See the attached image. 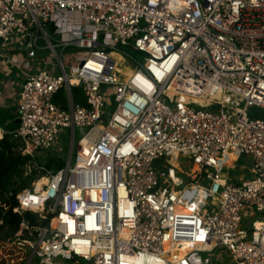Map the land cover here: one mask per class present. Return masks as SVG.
<instances>
[{"label":"built area","instance_id":"built-area-1","mask_svg":"<svg viewBox=\"0 0 264 264\" xmlns=\"http://www.w3.org/2000/svg\"><path fill=\"white\" fill-rule=\"evenodd\" d=\"M0 61L23 264H264V0H0Z\"/></svg>","mask_w":264,"mask_h":264},{"label":"trees","instance_id":"trees-1","mask_svg":"<svg viewBox=\"0 0 264 264\" xmlns=\"http://www.w3.org/2000/svg\"><path fill=\"white\" fill-rule=\"evenodd\" d=\"M74 100L76 103L84 105L83 95L80 89L73 88ZM61 99V93L55 96V101ZM13 120V116L8 110L0 109V125L3 126L7 121ZM11 123L7 126L9 130L14 128ZM13 143L7 136L0 140V234L4 228H7V241L0 243V264H23L27 254L18 250L13 246L8 245L12 235L16 231L20 217L13 212L17 206L15 195L25 189L28 182H32L37 175V172L32 170L26 176L23 174L26 171V165L29 158L20 156L12 151ZM61 159H49L44 164L48 170L57 171L63 167ZM21 182L20 186H16L17 182ZM12 193V196H9ZM27 217H32L27 214ZM12 253V254H10Z\"/></svg>","mask_w":264,"mask_h":264},{"label":"rangeland","instance_id":"rangeland-1","mask_svg":"<svg viewBox=\"0 0 264 264\" xmlns=\"http://www.w3.org/2000/svg\"><path fill=\"white\" fill-rule=\"evenodd\" d=\"M126 50V49H125ZM129 53H132L131 51H129ZM133 56L135 57L136 60L140 61L142 60V56L133 53ZM123 67H128L127 70H125V72H127L129 69H133V68L129 65V63L124 62L123 65L120 67L121 69H123ZM113 108H110V110H112ZM247 115L250 119H259V120H264V111L260 110V109H249L247 112ZM70 130L66 129L63 130L62 132H60L59 135V141L55 143L54 148H53V152L56 155H60L62 154L63 157L67 158L68 156V151H69V138H70ZM80 138V133L79 130L75 131V136H74V145H76L78 139ZM74 155H75V147L73 149V153H72V159H71V163H73L74 160ZM53 159L57 160L58 157L53 156ZM244 166L246 169L244 170V168L242 167ZM249 168H250V163L249 161L242 157L240 158V160H237L236 162L231 163V168L229 169L230 172L229 174L231 175V179L232 181H237V182H243L244 180H247L250 175H249ZM184 174L189 175V176H193L192 172L190 171V169H183ZM29 174V170L26 169L25 173L23 174V176ZM223 176L226 177L225 174H223ZM35 180V179H34ZM33 180V181H34ZM32 181V182H33ZM231 181V180H230ZM32 182H28L26 188H30L31 187V183ZM189 183V180L186 177H181L180 179V185L179 187H183L185 185H187ZM21 182H17V187L20 186ZM8 230L7 228H4L3 231L0 234V243L1 241H7L6 239V234H7ZM12 254V253H10ZM212 261L216 264L221 263V264H232L230 263L229 258L227 257V255L225 254L224 251H220L219 249H217L213 254H212Z\"/></svg>","mask_w":264,"mask_h":264},{"label":"crops","instance_id":"crops-1","mask_svg":"<svg viewBox=\"0 0 264 264\" xmlns=\"http://www.w3.org/2000/svg\"><path fill=\"white\" fill-rule=\"evenodd\" d=\"M5 73H6V75H8V73H9L8 68L5 67V65L3 64L2 61H0V80H2L5 77V75H4ZM1 85H2V83L0 81V87H1ZM10 109H13V108H9L7 110L11 111Z\"/></svg>","mask_w":264,"mask_h":264},{"label":"bare ground","instance_id":"bare-ground-1","mask_svg":"<svg viewBox=\"0 0 264 264\" xmlns=\"http://www.w3.org/2000/svg\"><path fill=\"white\" fill-rule=\"evenodd\" d=\"M125 70H127V69H125ZM128 72H129V70H128ZM190 171L192 172V175L194 176L195 174H196V170H197V168L195 167V166H191L190 168ZM46 181L45 180H41L40 181V183H39V185L41 186L42 184H44ZM179 185H180V180H179ZM186 186V185H185ZM185 186H183V187H185ZM183 187H179V188H183Z\"/></svg>","mask_w":264,"mask_h":264},{"label":"water","instance_id":"water-1","mask_svg":"<svg viewBox=\"0 0 264 264\" xmlns=\"http://www.w3.org/2000/svg\"><path fill=\"white\" fill-rule=\"evenodd\" d=\"M16 122H18V120Z\"/></svg>","mask_w":264,"mask_h":264}]
</instances>
